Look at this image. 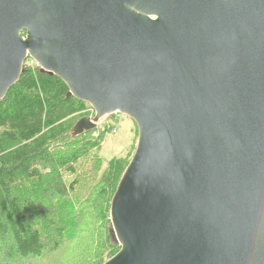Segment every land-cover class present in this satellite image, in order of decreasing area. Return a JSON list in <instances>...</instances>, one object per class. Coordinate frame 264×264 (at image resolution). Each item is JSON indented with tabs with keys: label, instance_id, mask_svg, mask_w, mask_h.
<instances>
[{
	"label": "water",
	"instance_id": "95a60500",
	"mask_svg": "<svg viewBox=\"0 0 264 264\" xmlns=\"http://www.w3.org/2000/svg\"><path fill=\"white\" fill-rule=\"evenodd\" d=\"M32 58L131 117L103 264H264V0H0V99Z\"/></svg>",
	"mask_w": 264,
	"mask_h": 264
},
{
	"label": "trees",
	"instance_id": "16d2710c",
	"mask_svg": "<svg viewBox=\"0 0 264 264\" xmlns=\"http://www.w3.org/2000/svg\"><path fill=\"white\" fill-rule=\"evenodd\" d=\"M68 92L26 61L0 99V264H103L121 248L110 208L130 158L105 166L112 126L72 136L90 105Z\"/></svg>",
	"mask_w": 264,
	"mask_h": 264
},
{
	"label": "rangeland",
	"instance_id": "374dc122",
	"mask_svg": "<svg viewBox=\"0 0 264 264\" xmlns=\"http://www.w3.org/2000/svg\"><path fill=\"white\" fill-rule=\"evenodd\" d=\"M32 60L33 59H28L27 61L29 64H34L32 63ZM111 115L103 117L98 124L99 129H104L110 122L112 128L114 127L117 129L116 132H113L112 129L108 131L105 141L103 142L101 149L98 151L100 156L103 158L105 166L113 157L121 156L131 159V156L136 149L138 140L137 125L131 117L122 113H115V115ZM71 249L73 251L75 247L71 246L67 254ZM77 250L78 246L76 248V251ZM77 253L78 251L76 254Z\"/></svg>",
	"mask_w": 264,
	"mask_h": 264
},
{
	"label": "built area",
	"instance_id": "2783aa9c",
	"mask_svg": "<svg viewBox=\"0 0 264 264\" xmlns=\"http://www.w3.org/2000/svg\"><path fill=\"white\" fill-rule=\"evenodd\" d=\"M32 63H34V64H36L35 63V61L34 60H32ZM88 112H90V115H94V109H93V107L92 106H90L89 108H88V110H87ZM108 126H111V123L109 122V124H108ZM113 132H116L117 131V129L116 128H114L113 127Z\"/></svg>",
	"mask_w": 264,
	"mask_h": 264
}]
</instances>
